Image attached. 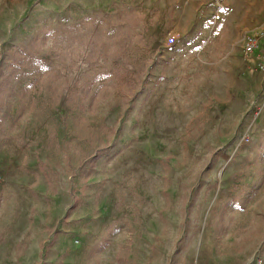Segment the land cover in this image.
Masks as SVG:
<instances>
[{"label": "rangeland", "instance_id": "374dc122", "mask_svg": "<svg viewBox=\"0 0 264 264\" xmlns=\"http://www.w3.org/2000/svg\"><path fill=\"white\" fill-rule=\"evenodd\" d=\"M263 31L264 0H0V264H264Z\"/></svg>", "mask_w": 264, "mask_h": 264}, {"label": "built area", "instance_id": "2783aa9c", "mask_svg": "<svg viewBox=\"0 0 264 264\" xmlns=\"http://www.w3.org/2000/svg\"><path fill=\"white\" fill-rule=\"evenodd\" d=\"M243 50L246 56L264 58V31L260 36L247 35ZM260 69L264 71V67L261 66Z\"/></svg>", "mask_w": 264, "mask_h": 264}, {"label": "crops", "instance_id": "0c3cea01", "mask_svg": "<svg viewBox=\"0 0 264 264\" xmlns=\"http://www.w3.org/2000/svg\"><path fill=\"white\" fill-rule=\"evenodd\" d=\"M245 35L244 37H246ZM249 67H252L256 70H260L261 73H264V71H261V66L264 67V58L261 57H252L251 61L248 63Z\"/></svg>", "mask_w": 264, "mask_h": 264}, {"label": "trees", "instance_id": "16d2710c", "mask_svg": "<svg viewBox=\"0 0 264 264\" xmlns=\"http://www.w3.org/2000/svg\"><path fill=\"white\" fill-rule=\"evenodd\" d=\"M98 157H99V155H96L95 157H93L90 161H89V164H90V166H89V169H93V167H94V163L96 162V160L98 159Z\"/></svg>", "mask_w": 264, "mask_h": 264}]
</instances>
